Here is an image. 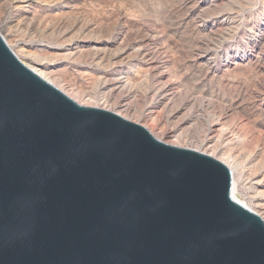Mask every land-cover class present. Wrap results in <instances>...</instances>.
I'll return each mask as SVG.
<instances>
[{"label": "water", "instance_id": "95a60500", "mask_svg": "<svg viewBox=\"0 0 264 264\" xmlns=\"http://www.w3.org/2000/svg\"><path fill=\"white\" fill-rule=\"evenodd\" d=\"M0 264H264L220 161L84 107L0 34Z\"/></svg>", "mask_w": 264, "mask_h": 264}, {"label": "rangeland", "instance_id": "374dc122", "mask_svg": "<svg viewBox=\"0 0 264 264\" xmlns=\"http://www.w3.org/2000/svg\"><path fill=\"white\" fill-rule=\"evenodd\" d=\"M0 34L73 98L123 100L181 144L220 118L238 195L264 214V0H0Z\"/></svg>", "mask_w": 264, "mask_h": 264}, {"label": "bare ground", "instance_id": "6f19581e", "mask_svg": "<svg viewBox=\"0 0 264 264\" xmlns=\"http://www.w3.org/2000/svg\"><path fill=\"white\" fill-rule=\"evenodd\" d=\"M8 47H10V43H6ZM11 48V47H10ZM16 57L20 60V62L26 66L29 70L34 72L36 75H38L40 78L57 88L60 92H62L64 95L72 99L77 104L84 106V107H90V108H98L105 111H108L110 113H113L115 115H118L124 119H127L124 113H129L130 105L126 104L125 101L121 100L119 103H117L114 107H106L104 105H101L99 101H96L94 99H91L90 97L84 98V100H77L73 98L68 92L64 91L60 86L56 85L51 79L47 77L46 72L42 69V67H39L38 64L34 65L30 62H27L24 57L19 56L18 54H15ZM104 104V103H103ZM204 113V112H203ZM212 115V114H211ZM210 113H208L206 118V126L203 133L204 137H201L202 139L197 140L196 142H186V144H181L178 140V138H171L170 136H167L166 131L159 130L158 132H155L153 130L148 129L146 126H144L150 134L157 139L160 142H163L165 144L184 148L188 150H193L198 153H201L203 155L210 156L221 163H223L227 168L230 170V173L232 175V196L233 198L240 202L243 206L254 212L257 216L260 217V219L264 222V214L260 212L259 210H255L252 208V206L247 203L246 201L242 200L238 195V185H237V168L233 164L232 161H229L226 159V157L223 156V154H220L222 152V147L220 142L227 136L229 137V130L226 127V124L224 121H222L220 118H215L211 116ZM203 117V116H202ZM204 120V119H203ZM129 121V120H128ZM140 125V124H139ZM142 126V125H141ZM169 135V134H168ZM231 135V134H230ZM195 144V145H194ZM259 179V178H258ZM262 180V179H261ZM261 180L256 179V183H260ZM263 185V184H262ZM261 189V188H260Z\"/></svg>", "mask_w": 264, "mask_h": 264}]
</instances>
